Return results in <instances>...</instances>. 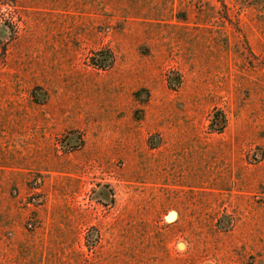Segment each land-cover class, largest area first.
<instances>
[{
  "label": "rangeland",
  "instance_id": "1",
  "mask_svg": "<svg viewBox=\"0 0 264 264\" xmlns=\"http://www.w3.org/2000/svg\"><path fill=\"white\" fill-rule=\"evenodd\" d=\"M0 13V264H264V0Z\"/></svg>",
  "mask_w": 264,
  "mask_h": 264
},
{
  "label": "trees",
  "instance_id": "2",
  "mask_svg": "<svg viewBox=\"0 0 264 264\" xmlns=\"http://www.w3.org/2000/svg\"><path fill=\"white\" fill-rule=\"evenodd\" d=\"M15 1L16 0H0V4L2 2H6L7 4L11 5L12 3H15ZM0 20H1V15H0ZM5 49H6V44L1 45V51L3 53H5ZM98 65L101 67L106 66V64H103V63H98ZM224 123H225L224 114L220 110L216 111L211 119L210 128L214 131L221 132L224 127Z\"/></svg>",
  "mask_w": 264,
  "mask_h": 264
}]
</instances>
